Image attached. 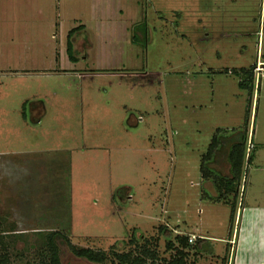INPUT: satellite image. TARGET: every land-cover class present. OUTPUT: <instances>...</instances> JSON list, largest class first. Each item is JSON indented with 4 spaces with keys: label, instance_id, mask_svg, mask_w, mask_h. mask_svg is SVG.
I'll return each instance as SVG.
<instances>
[{
    "label": "rangeland",
    "instance_id": "1",
    "mask_svg": "<svg viewBox=\"0 0 264 264\" xmlns=\"http://www.w3.org/2000/svg\"><path fill=\"white\" fill-rule=\"evenodd\" d=\"M252 68L250 94L231 72ZM247 110L264 160V0H0V217L16 234L107 251L133 229L181 233L202 156Z\"/></svg>",
    "mask_w": 264,
    "mask_h": 264
},
{
    "label": "trees",
    "instance_id": "2",
    "mask_svg": "<svg viewBox=\"0 0 264 264\" xmlns=\"http://www.w3.org/2000/svg\"><path fill=\"white\" fill-rule=\"evenodd\" d=\"M69 58L75 60L70 52ZM253 70L254 68L231 72L239 77L240 87L249 90L250 94L254 83ZM248 118L249 110H247L244 127L247 126ZM222 132L227 133L218 130L207 153L202 156L200 170L202 178L212 180L218 188L222 201L234 207L244 176V164L247 155L248 161L252 160L254 147L251 145L252 140L247 142L241 134V140L234 144L231 152V175L221 177L214 172L212 163L223 143V136H220ZM248 150L250 152H247ZM229 197H232V200ZM5 221V218L0 217V264H18V262L25 261L28 255H32V259L30 258L27 264H62V245L67 247L75 258L92 264H196L199 243L202 242L201 239H196L195 243H190L188 236L174 234L173 231L162 226L159 228L157 237L146 236L137 229H133L128 241L118 242L106 251L79 246L72 242L68 233L61 230L35 231L30 236L22 233L16 234L15 229L5 227ZM13 225L16 227L15 224ZM162 237L165 239L164 251H161L160 246ZM30 240L34 243H30ZM19 242L25 245L21 251L15 248L19 247Z\"/></svg>",
    "mask_w": 264,
    "mask_h": 264
},
{
    "label": "crops",
    "instance_id": "3",
    "mask_svg": "<svg viewBox=\"0 0 264 264\" xmlns=\"http://www.w3.org/2000/svg\"><path fill=\"white\" fill-rule=\"evenodd\" d=\"M72 32L67 37L68 54L72 45ZM29 112L32 125L36 126L44 120L46 108L39 104L30 107ZM225 131L227 133L223 136V143L212 163L214 172L221 177L231 175V152L234 144L241 140V134L247 142L252 140V147L254 146L255 135L251 136V130L248 134L247 126L230 133L228 130ZM253 150H256V147ZM246 161L248 166H257L255 172L258 176L253 178V182L254 179H257V182L262 181L263 184L261 186L259 184V189H255L252 185L247 191L244 190L243 178L234 207L222 201L218 188L212 180L203 179L200 170L201 190L197 202L188 201L186 203L184 210L186 218L183 221L187 227L178 233L189 238L195 236L197 240L201 239L196 264H264V178H262L264 160L260 158L259 152H254L252 160L248 161L247 155ZM229 198L232 200V197ZM194 209H196L197 223L193 222ZM222 214L224 219L219 221Z\"/></svg>",
    "mask_w": 264,
    "mask_h": 264
},
{
    "label": "built area",
    "instance_id": "4",
    "mask_svg": "<svg viewBox=\"0 0 264 264\" xmlns=\"http://www.w3.org/2000/svg\"><path fill=\"white\" fill-rule=\"evenodd\" d=\"M196 240L195 236L190 237V243H193Z\"/></svg>",
    "mask_w": 264,
    "mask_h": 264
}]
</instances>
